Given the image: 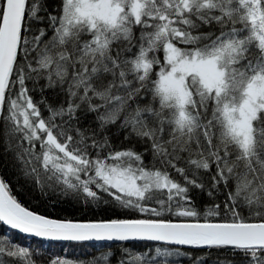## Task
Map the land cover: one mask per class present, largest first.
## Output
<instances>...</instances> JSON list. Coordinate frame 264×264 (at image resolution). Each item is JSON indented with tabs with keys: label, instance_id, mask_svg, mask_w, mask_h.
Returning <instances> with one entry per match:
<instances>
[{
	"label": "snow or ice",
	"instance_id": "snow-or-ice-1",
	"mask_svg": "<svg viewBox=\"0 0 264 264\" xmlns=\"http://www.w3.org/2000/svg\"><path fill=\"white\" fill-rule=\"evenodd\" d=\"M0 237V264H264V0H0Z\"/></svg>",
	"mask_w": 264,
	"mask_h": 264
},
{
	"label": "trees",
	"instance_id": "trees-1",
	"mask_svg": "<svg viewBox=\"0 0 264 264\" xmlns=\"http://www.w3.org/2000/svg\"><path fill=\"white\" fill-rule=\"evenodd\" d=\"M0 240H2V237H0ZM96 255L99 256L100 255V252H97Z\"/></svg>",
	"mask_w": 264,
	"mask_h": 264
}]
</instances>
